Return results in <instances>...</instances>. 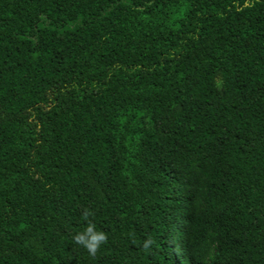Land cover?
Masks as SVG:
<instances>
[{"label":"trees","instance_id":"obj_1","mask_svg":"<svg viewBox=\"0 0 264 264\" xmlns=\"http://www.w3.org/2000/svg\"><path fill=\"white\" fill-rule=\"evenodd\" d=\"M0 264H264V0H0Z\"/></svg>","mask_w":264,"mask_h":264},{"label":"clouds","instance_id":"obj_2","mask_svg":"<svg viewBox=\"0 0 264 264\" xmlns=\"http://www.w3.org/2000/svg\"><path fill=\"white\" fill-rule=\"evenodd\" d=\"M83 216L87 220L89 212L86 210L83 213ZM73 240L76 244L84 247L90 255L95 256L100 245L107 242V236L103 232L96 231L95 226L89 223V225L83 232L77 233L73 236ZM150 243H152V241H148L145 243V249L148 248Z\"/></svg>","mask_w":264,"mask_h":264}]
</instances>
